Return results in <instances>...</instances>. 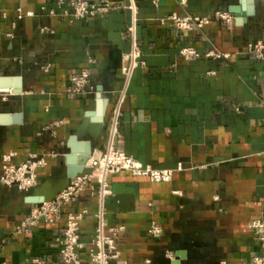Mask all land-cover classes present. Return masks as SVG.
<instances>
[{
	"label": "crops",
	"instance_id": "crops-1",
	"mask_svg": "<svg viewBox=\"0 0 264 264\" xmlns=\"http://www.w3.org/2000/svg\"><path fill=\"white\" fill-rule=\"evenodd\" d=\"M110 2L108 13L71 24L41 11L54 8L56 0H0V78L23 80L18 95L0 87V114L22 115L20 124L0 125V172L4 154L14 153L15 163L36 154L47 159L39 184L64 178L69 139L81 126L90 137L102 107L99 146L112 144L154 168L181 164L184 170L169 183L124 171L110 174L112 195L102 202L89 188L56 223L20 233L16 228L28 210L9 207L23 195L0 184V262L64 264L59 239L67 215L83 210V264H92L90 241L100 210L109 226L125 228L119 248L129 264H170L168 252L184 254L183 264H249L253 256H264L250 228L264 220V58L234 54L250 41H264V0H254V17L233 14L232 25L215 21L192 32L161 19L232 13L242 0ZM44 27L54 33H42ZM133 43L145 65L127 78L123 58ZM184 46L233 56L185 60L179 53ZM83 69L90 70L95 91L72 94L71 78ZM153 223L161 226L160 237L148 233Z\"/></svg>",
	"mask_w": 264,
	"mask_h": 264
},
{
	"label": "built area",
	"instance_id": "built-area-1",
	"mask_svg": "<svg viewBox=\"0 0 264 264\" xmlns=\"http://www.w3.org/2000/svg\"><path fill=\"white\" fill-rule=\"evenodd\" d=\"M157 2V0H154ZM185 2V0H182ZM110 0H100L91 2L89 0H56V6L47 10L42 7L41 11L50 17H58L62 20L74 23L88 18L103 15L112 10ZM4 17L6 14H3ZM29 13L28 16H34ZM24 15L19 9L17 18L21 19ZM235 20L234 15L227 10H217L212 15H192L181 16L173 13L161 19L163 25L169 24L171 27L182 32H192L194 30L203 31L213 22H221L232 25ZM51 32L44 27L41 32ZM132 38L134 31L130 30ZM243 52L253 55L257 59L264 58V41L260 38L246 44L244 50H237L234 54L241 55ZM180 55L185 60L206 58L213 60H230L233 53L222 52L212 49L206 53H201L193 46H184L180 49ZM21 60H17L19 63ZM142 52L138 45L133 43L131 52L123 58L122 72L129 78L137 66H144ZM45 72L50 69V64L42 66ZM1 91V90H0ZM95 87L91 83V73L88 69L81 70L71 78L69 92L75 95L91 94ZM13 94V92L11 91ZM98 150V151H96ZM91 155L92 161L85 166V169L77 177L70 179L68 186L54 197L53 200L44 202L39 207L28 210V213L16 228V232H26L29 228L35 227L40 223L54 224L60 220L63 209L76 203L81 194L87 189L92 193H97L100 202L104 198L112 195L108 184L110 174L129 172L133 176L147 178L154 183L172 182L175 172L183 171L181 164L176 169H158L149 165H144L139 160L127 155L122 150L117 149L112 144L107 145L102 150L96 149ZM14 153L4 154L1 158L0 184L8 189H16L23 196L30 194L39 186V170L47 166L45 156L32 154L21 163L14 162ZM88 213L83 210L79 213H69L66 218V228L63 236L59 239L60 254L64 264H83L80 252L84 248L81 240L80 224ZM97 220L96 233L90 241V258L92 264H129L121 260V250L119 248V238L125 230L123 226L111 227L105 219L104 211L100 210L95 214ZM250 228L258 233L261 247L264 250V220L257 219L250 224ZM153 237H160L163 233L161 226L153 223L148 231ZM172 264L176 259V254L168 252L166 255ZM36 264H48L42 260H36ZM0 264H6L0 262ZM144 264H152L147 259ZM225 264V263H223ZM249 264H264V256L255 255Z\"/></svg>",
	"mask_w": 264,
	"mask_h": 264
},
{
	"label": "water",
	"instance_id": "water-1",
	"mask_svg": "<svg viewBox=\"0 0 264 264\" xmlns=\"http://www.w3.org/2000/svg\"><path fill=\"white\" fill-rule=\"evenodd\" d=\"M239 19H246L255 16L254 0H242L238 8L232 10ZM22 77L16 76L13 78H0V87L11 88L13 94L18 95L22 92ZM102 104H104L102 102ZM103 106V105H102ZM104 109L100 108L97 118H94L93 123L96 124L95 128L91 131V136L87 137L84 131V126L78 128L68 141L67 146L70 153L66 157L67 172L64 178L56 180L55 182L46 181L41 183L30 194L20 197L17 201L13 202L9 207L11 210L23 209L30 210L34 207H39L44 202L54 199L61 191H63L69 184L70 179L77 177L85 169L87 161L96 149L102 150L103 147L99 146L97 141L100 139L102 130V116ZM93 116L88 114L87 117ZM22 115L15 114H0V125L20 124ZM46 185H51L46 189ZM185 255L181 253L176 254V259L172 264H183Z\"/></svg>",
	"mask_w": 264,
	"mask_h": 264
},
{
	"label": "bare ground",
	"instance_id": "bare-ground-1",
	"mask_svg": "<svg viewBox=\"0 0 264 264\" xmlns=\"http://www.w3.org/2000/svg\"><path fill=\"white\" fill-rule=\"evenodd\" d=\"M91 161H92V159L90 158V159L87 161L86 165H87V164L89 165ZM50 187H51V185H46L45 188L48 189V188H50Z\"/></svg>",
	"mask_w": 264,
	"mask_h": 264
},
{
	"label": "rangeland",
	"instance_id": "rangeland-1",
	"mask_svg": "<svg viewBox=\"0 0 264 264\" xmlns=\"http://www.w3.org/2000/svg\"><path fill=\"white\" fill-rule=\"evenodd\" d=\"M40 185V184H39Z\"/></svg>",
	"mask_w": 264,
	"mask_h": 264
}]
</instances>
